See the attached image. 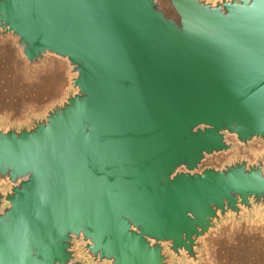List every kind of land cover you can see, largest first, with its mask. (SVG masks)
I'll return each instance as SVG.
<instances>
[{"label": "water", "instance_id": "1", "mask_svg": "<svg viewBox=\"0 0 264 264\" xmlns=\"http://www.w3.org/2000/svg\"><path fill=\"white\" fill-rule=\"evenodd\" d=\"M5 37L73 91L0 127V264H199L264 218V154L201 168L264 140V0H0Z\"/></svg>", "mask_w": 264, "mask_h": 264}, {"label": "rangeland", "instance_id": "2", "mask_svg": "<svg viewBox=\"0 0 264 264\" xmlns=\"http://www.w3.org/2000/svg\"><path fill=\"white\" fill-rule=\"evenodd\" d=\"M68 71L67 63L54 57H47L40 65L29 69L20 51L16 49L15 40L11 37L0 38V127L28 125L30 118L41 117L52 105L60 103L73 91ZM226 142L232 146L228 151L230 155L226 157L229 163L240 159L253 162L257 155L264 154V140H255L243 146L234 136L228 135ZM235 143L245 148H237ZM214 155L207 157L205 163ZM0 189L7 191L8 186L2 184ZM238 220L236 222L228 216L221 221H230L227 230L232 226L237 235L230 239L237 247L231 251V257L236 261L234 263L264 264V218L258 214L245 213ZM219 231L220 225L202 240L204 246L200 251L199 264H228L218 251H213L214 254L206 251L205 241L213 239ZM248 233L252 236H248ZM74 251L76 259L82 264H93L82 251L81 243H75Z\"/></svg>", "mask_w": 264, "mask_h": 264}, {"label": "crops", "instance_id": "3", "mask_svg": "<svg viewBox=\"0 0 264 264\" xmlns=\"http://www.w3.org/2000/svg\"><path fill=\"white\" fill-rule=\"evenodd\" d=\"M230 221H223L220 224V231L216 233L215 237L211 240H206V251H211L212 254L213 251H218L221 256L224 257L225 263L228 264H235V260L231 257L232 252L237 247L236 244L233 242H230L231 237L237 236L236 233L233 230V227H229V230H227L228 225ZM226 224V225H225ZM224 225V226H223ZM248 236H252V234H247ZM239 236V235H238ZM221 251V252H220ZM227 258V259H226Z\"/></svg>", "mask_w": 264, "mask_h": 264}, {"label": "built area", "instance_id": "4", "mask_svg": "<svg viewBox=\"0 0 264 264\" xmlns=\"http://www.w3.org/2000/svg\"><path fill=\"white\" fill-rule=\"evenodd\" d=\"M235 145L237 148H243V149L245 148L243 146L238 145L237 143H235ZM229 155L230 153L228 152L220 153V155H216V156L214 155L213 157L208 158L209 161H207L206 163L204 162L201 168H216V169L221 168L226 163H229L230 160L226 159V157H228ZM222 158L224 159L222 160ZM248 159H251V158H248ZM210 160H213V162H211Z\"/></svg>", "mask_w": 264, "mask_h": 264}]
</instances>
